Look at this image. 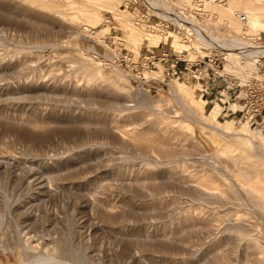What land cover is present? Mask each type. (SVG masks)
<instances>
[{"label":"rangeland","instance_id":"obj_1","mask_svg":"<svg viewBox=\"0 0 264 264\" xmlns=\"http://www.w3.org/2000/svg\"><path fill=\"white\" fill-rule=\"evenodd\" d=\"M191 2L0 0V264H264V122L160 61L114 60L184 48L161 26L178 7L264 39V0Z\"/></svg>","mask_w":264,"mask_h":264},{"label":"built area","instance_id":"obj_2","mask_svg":"<svg viewBox=\"0 0 264 264\" xmlns=\"http://www.w3.org/2000/svg\"><path fill=\"white\" fill-rule=\"evenodd\" d=\"M180 11L184 14V20H177L174 16ZM169 12L168 15L171 16L162 12L165 18L161 26L178 34L184 48H175L173 38L171 40L169 37V43L163 40L162 45L164 43L168 45L166 48L157 50L160 43L152 49L145 50L144 55L140 54L137 60L131 51L125 52L121 49L114 60L119 65L137 72H140V68L144 69L147 61H160L164 65V79L168 77L172 80L177 76L185 78L194 84L197 90L203 92L204 88L207 95H212V98H222L233 104L238 115L246 121L258 125L263 123V34L255 38L248 34L241 36L223 25L217 15L197 9L178 7ZM241 20L246 21L244 14L241 15ZM221 37L239 38L244 43L241 47H228L217 41ZM253 40L255 42L251 43ZM196 79L200 82L196 83Z\"/></svg>","mask_w":264,"mask_h":264},{"label":"bare ground","instance_id":"obj_3","mask_svg":"<svg viewBox=\"0 0 264 264\" xmlns=\"http://www.w3.org/2000/svg\"><path fill=\"white\" fill-rule=\"evenodd\" d=\"M183 2H186V4L188 3H192L191 1L192 0H182ZM204 1H206L204 4H205V8H207V9H212V8H215V9H217L218 8V10H219V8H224L225 10H227V11H231V12H235L234 10H235V5H237L238 3L240 4V0L238 1H233V0H231L230 2H225V1H220L219 3H215L214 4V0H204ZM193 4V3H192ZM225 4H226V6H225ZM210 5V6H209ZM217 5V6H216ZM161 8V7H160ZM165 12L166 13H170L169 12V9H166L165 10ZM99 12L98 11H96V14H98ZM221 13V12H220ZM242 14H244L245 16H246V14L245 13H239L238 14V18H239V20L241 21V22H246V21H248V18H247V16H246V21H242L241 20V15ZM121 15V14H120ZM264 15V14H263ZM175 17H176V19L178 18V20H180V19H183L184 20V18L182 17V16H179V15H177V14H175L174 15ZM74 19H76V17H73ZM80 18V17H79ZM71 19V18H70ZM83 20H86V19H83ZM82 20V21H83ZM72 21V20H71ZM74 21V20H73ZM188 21V20H187ZM190 21V20H189ZM124 22H129V18H123V19H121V21H119L118 23H115L116 24V26L118 25V27H123L124 26ZM91 23H93L92 21H90V20H87L85 23H84V31L83 32H81V35H85V36H88L89 35V33L90 32H92L93 30H91L89 27H93L92 25H91ZM78 24V23H77ZM76 24V25H77ZM127 25V24H126ZM93 28H95V27H93ZM106 28V27H105ZM97 30H99L98 32H101L102 30H104L102 27H99V28H97ZM78 31V30H77ZM80 34V33H79ZM90 36V35H89ZM100 37V36H99ZM101 40H103V39H101ZM219 43H221V44H223V45H226V46H228V47H241L242 46V44H240V42H238L237 40H231V41H225V40H221V39H218L217 40ZM38 46V45H37ZM236 49V48H235ZM94 54H96V55H98L97 54V52H94ZM149 62V61H148ZM180 83V82H179ZM182 83V82H181ZM172 86V85H171ZM177 86V85H176ZM172 89H173V87H172ZM178 89V88H177ZM186 89V88H185ZM186 90H189V89H186ZM173 92V91H172ZM179 92H181V91H179ZM184 94V93H183ZM188 94V93H187ZM186 95V94H185ZM184 103V102H183ZM187 103V102H186ZM181 104V103H180ZM183 105V104H182ZM184 106V105H183ZM191 107V106H190ZM199 107V106H198ZM199 109H201V107L199 108ZM200 112V111H199ZM198 114V113H197ZM199 115V114H198ZM201 115H204L203 117H205L207 120H212L213 121V118H212V115L211 116H206L205 114H204V112H202L201 113ZM201 117V116H200ZM204 118V119H205ZM199 120V119H198ZM202 120V119H201ZM211 121V122H212ZM215 123V122H214ZM231 124H230V126H228L226 129H225V132H226V130H227V133L228 134H232L233 133V131H234V129L235 128H242L240 125H236L235 123H233V122H230ZM242 129H244V128H242ZM228 131H230V132H228ZM226 133V134H227ZM218 134V133H217ZM235 135H237V134H235ZM226 136H224L223 134L222 135H213V136H211L210 137V141L214 144V145H217L218 146V144L221 142L222 143V141H224V140H227L228 138H225ZM228 137V136H227ZM225 144V143H224ZM216 146V147H217ZM217 150V149H216ZM213 167V166H212ZM243 181V180H242ZM256 182V181H255ZM260 183V182H259ZM255 185V184H254ZM256 185H258V184H256ZM252 186V185H251ZM256 187V186H255ZM254 187V188H255ZM259 187H260V185H259ZM261 187H263V186H261ZM243 188V187H242ZM257 188V187H256ZM248 189V188H247ZM257 190V189H256ZM258 191V190H257ZM258 193V192H257ZM262 193V192H261ZM255 194V193H254ZM256 195V194H255ZM258 195V194H257ZM260 196V195H259ZM263 198H264V196H263ZM12 205V204H11ZM20 232V231H19ZM18 232V233H19ZM21 239V238H20ZM23 244V243H22ZM24 245V244H23ZM67 246V245H66ZM84 249V251H85V253H87V247L86 248H83ZM64 250H66V249H64ZM89 252V251H88ZM63 256V255H62ZM61 256V257H62ZM60 256L58 257V258H56V257H51V256H48L47 254H45V253H43L41 256H39L38 258H37V260H40V261H42L44 264H71L68 260H66V259H64V258H61ZM72 258V257H71ZM72 259H74V258H72ZM36 260V259H35ZM35 260L33 261L34 263H35ZM32 262V263H33ZM37 262V261H36ZM107 264V263H106ZM109 264V263H108Z\"/></svg>","mask_w":264,"mask_h":264},{"label":"crops","instance_id":"obj_4","mask_svg":"<svg viewBox=\"0 0 264 264\" xmlns=\"http://www.w3.org/2000/svg\"><path fill=\"white\" fill-rule=\"evenodd\" d=\"M230 26H232V25H230V24H229V27H230ZM161 34H163V33H161ZM164 34H165V33H164ZM159 42H160V41H159ZM197 82L199 83V82H200V80L196 79V83H197ZM232 106L234 107V105H233V104L231 105V107H232Z\"/></svg>","mask_w":264,"mask_h":264}]
</instances>
